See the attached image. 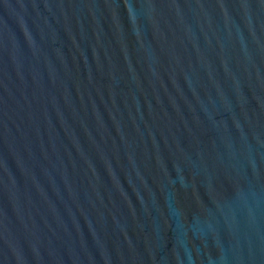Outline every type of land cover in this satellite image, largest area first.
I'll list each match as a JSON object with an SVG mask.
<instances>
[{
  "label": "water",
  "instance_id": "95a60500",
  "mask_svg": "<svg viewBox=\"0 0 264 264\" xmlns=\"http://www.w3.org/2000/svg\"><path fill=\"white\" fill-rule=\"evenodd\" d=\"M0 264H264V0H0Z\"/></svg>",
  "mask_w": 264,
  "mask_h": 264
}]
</instances>
